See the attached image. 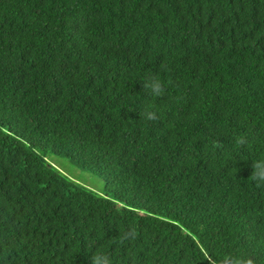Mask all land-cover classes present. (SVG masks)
Wrapping results in <instances>:
<instances>
[{"label": "trees", "instance_id": "trees-1", "mask_svg": "<svg viewBox=\"0 0 264 264\" xmlns=\"http://www.w3.org/2000/svg\"><path fill=\"white\" fill-rule=\"evenodd\" d=\"M261 160L264 0H0V264H264Z\"/></svg>", "mask_w": 264, "mask_h": 264}, {"label": "clouds", "instance_id": "clouds-1", "mask_svg": "<svg viewBox=\"0 0 264 264\" xmlns=\"http://www.w3.org/2000/svg\"><path fill=\"white\" fill-rule=\"evenodd\" d=\"M143 87L153 96L159 97L164 94L165 86L160 78L156 75H150L143 81ZM140 118L146 122H154L158 119V115L153 110L145 109ZM253 171L251 177L257 186H264V160L257 161L252 164ZM93 264H109L108 257L99 255L94 257Z\"/></svg>", "mask_w": 264, "mask_h": 264}, {"label": "rangeland", "instance_id": "rangeland-1", "mask_svg": "<svg viewBox=\"0 0 264 264\" xmlns=\"http://www.w3.org/2000/svg\"><path fill=\"white\" fill-rule=\"evenodd\" d=\"M50 161H52L58 169H60L74 181L81 183L82 185L94 190L95 192H105L106 184L103 179L98 178L90 174L89 172L80 170L67 159L51 157Z\"/></svg>", "mask_w": 264, "mask_h": 264}]
</instances>
